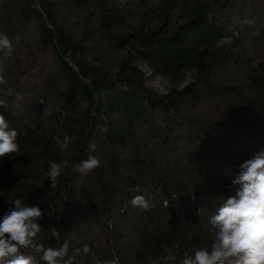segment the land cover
I'll return each instance as SVG.
<instances>
[{
  "label": "trees",
  "instance_id": "obj_1",
  "mask_svg": "<svg viewBox=\"0 0 264 264\" xmlns=\"http://www.w3.org/2000/svg\"><path fill=\"white\" fill-rule=\"evenodd\" d=\"M0 32V113L20 147L0 158V218L8 200L39 204L36 243L68 241L72 264L210 247L208 218L264 151V0H0ZM90 155L99 167L76 172Z\"/></svg>",
  "mask_w": 264,
  "mask_h": 264
},
{
  "label": "clouds",
  "instance_id": "obj_2",
  "mask_svg": "<svg viewBox=\"0 0 264 264\" xmlns=\"http://www.w3.org/2000/svg\"><path fill=\"white\" fill-rule=\"evenodd\" d=\"M226 43H231V38H222L218 46ZM5 49L11 50V41L6 33L0 32V51ZM0 107L7 108L4 100H0ZM18 135L0 113V158L18 156ZM95 148V143L90 145V151ZM99 165V159L90 155L73 168L85 175ZM240 168L239 175L232 181L237 186L234 194L223 195L219 207L208 218L214 237L210 247L197 248L191 254L186 252L181 264H264V151L245 160ZM63 170L60 163L49 162L43 175L51 182V187L56 186ZM8 202L14 206L0 218V264H40V261L44 264H72L71 258L65 259L70 249L68 241L59 247L47 248L36 243L41 232L39 221L43 218L39 204L30 205L19 198ZM131 204L144 209L151 206L150 201L140 195L135 196ZM200 214L198 208L197 215ZM27 248L40 253L39 260L21 252ZM79 251L87 254L89 248L85 245Z\"/></svg>",
  "mask_w": 264,
  "mask_h": 264
},
{
  "label": "rangeland",
  "instance_id": "obj_3",
  "mask_svg": "<svg viewBox=\"0 0 264 264\" xmlns=\"http://www.w3.org/2000/svg\"><path fill=\"white\" fill-rule=\"evenodd\" d=\"M151 85L160 91H164L167 86V82L165 79L161 77H155L150 81Z\"/></svg>",
  "mask_w": 264,
  "mask_h": 264
}]
</instances>
